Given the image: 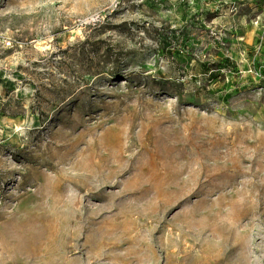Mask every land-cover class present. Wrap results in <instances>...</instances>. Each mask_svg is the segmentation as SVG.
Listing matches in <instances>:
<instances>
[{
  "label": "rangeland",
  "instance_id": "374dc122",
  "mask_svg": "<svg viewBox=\"0 0 264 264\" xmlns=\"http://www.w3.org/2000/svg\"><path fill=\"white\" fill-rule=\"evenodd\" d=\"M0 264H264V0H0Z\"/></svg>",
  "mask_w": 264,
  "mask_h": 264
},
{
  "label": "trees",
  "instance_id": "16d2710c",
  "mask_svg": "<svg viewBox=\"0 0 264 264\" xmlns=\"http://www.w3.org/2000/svg\"><path fill=\"white\" fill-rule=\"evenodd\" d=\"M213 75H215V74H212L211 76H213Z\"/></svg>",
  "mask_w": 264,
  "mask_h": 264
}]
</instances>
